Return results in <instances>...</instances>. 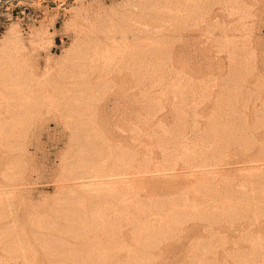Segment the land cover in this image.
Returning <instances> with one entry per match:
<instances>
[{
	"label": "rangeland",
	"instance_id": "obj_1",
	"mask_svg": "<svg viewBox=\"0 0 264 264\" xmlns=\"http://www.w3.org/2000/svg\"><path fill=\"white\" fill-rule=\"evenodd\" d=\"M0 264H264V0H0Z\"/></svg>",
	"mask_w": 264,
	"mask_h": 264
},
{
	"label": "bare ground",
	"instance_id": "obj_2",
	"mask_svg": "<svg viewBox=\"0 0 264 264\" xmlns=\"http://www.w3.org/2000/svg\"><path fill=\"white\" fill-rule=\"evenodd\" d=\"M181 11H182V10H181ZM119 50H120V49H119ZM131 52H132V51H131ZM100 54H101V52H100ZM105 54H106V53H105ZM105 54H104V55H105ZM125 55H126V54H125ZM107 56H108V54H107ZM113 56H114V53H113ZM100 57H101V55H100ZM109 57H111V56H109ZM90 58H91V57H90ZM103 58H104V57H103ZM106 58H107V57H106ZM106 58H105V59H106ZM96 59H97V58H96ZM105 59H104V60H105ZM108 59H109V58H108ZM128 59H129V58H128ZM92 60H93V59H92ZM106 60H107V59H106ZM130 60H131V59H130ZM94 62H95V61H94ZM107 62H109V60H108ZM90 63H93V62H91V59H90ZM93 64H94V63H93ZM131 64H132V63H131ZM103 65H104V63H103ZM103 65H102V66H103ZM106 65H107V64H106ZM94 66H95V65H94ZM102 66H101V67H102ZM107 66H108V65H107ZM87 67H89V66L87 65ZM99 67H100V66H99ZM101 67H100V68H101ZM103 67H105V66H103ZM125 67H126V66H125ZM115 70H116V69H115ZM101 72H102V71H101ZM103 72H104V71H103ZM110 73H111V72H110ZM114 73H115V72H114ZM118 73H119V72H118ZM103 74H104V73H103ZM130 74H131V73H130ZM104 77H105V76H104ZM98 79H99V78H98ZM50 84H51V83H50ZM48 89H49V88H48ZM20 96H21V95H20ZM20 100H21V99H20ZM17 102H18V101H17ZM23 103H24V102H23ZM17 105H18V103H17ZM22 105H23V104H22ZM14 107H15V106H14ZM18 109H19V108H18ZM9 111H11V110H9ZM6 112H7V111H6ZM111 178H113V177H111ZM106 179H107V178H106ZM115 179H116V178H115ZM117 179H118V178H117ZM113 181H114V180H113ZM119 181H120V179H118V182H119ZM121 181H123V180H121ZM108 182H109V183L112 182V179H111V181H108V180H107V184H108ZM118 182H116V183H118ZM123 182H124V181H123ZM113 183H115V182H113ZM116 183H115V184H116ZM105 185H106V184H105Z\"/></svg>",
	"mask_w": 264,
	"mask_h": 264
}]
</instances>
